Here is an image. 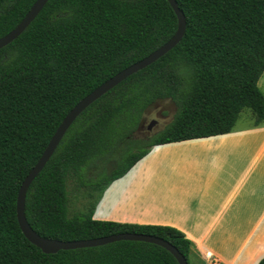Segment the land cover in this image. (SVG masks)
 <instances>
[{"label": "trees", "instance_id": "1", "mask_svg": "<svg viewBox=\"0 0 264 264\" xmlns=\"http://www.w3.org/2000/svg\"><path fill=\"white\" fill-rule=\"evenodd\" d=\"M35 1L0 0V38ZM175 1L186 23L179 44L89 105L27 190L26 221L41 237L71 242L150 235L168 241L192 264L191 242L175 228L93 219L104 192L153 147L231 133L244 109L255 126L264 122L258 88L264 0ZM176 29L167 0H49L0 49V264H178L167 250L144 242L44 254L25 238L16 215L18 190L65 116L163 46ZM159 101L174 103L171 122L152 136L136 137ZM69 182L86 198L71 217Z\"/></svg>", "mask_w": 264, "mask_h": 264}, {"label": "crops", "instance_id": "2", "mask_svg": "<svg viewBox=\"0 0 264 264\" xmlns=\"http://www.w3.org/2000/svg\"><path fill=\"white\" fill-rule=\"evenodd\" d=\"M262 124L254 131L264 130ZM233 133L197 139L205 148L217 151L207 159L196 160L199 165L203 164V172L193 177L168 175L163 168L169 160L177 161L178 156L186 164L192 163L191 159L184 158L183 151L191 140L153 147L104 192L93 219L175 228L191 242L193 264H259L264 258V184L258 194L252 184H248L246 192L239 195L247 180L242 175L233 179L232 191L223 196L217 187L220 178L226 180L225 176L213 171L224 161L223 150L236 149L239 159H244L246 146L251 143L225 140L235 136ZM182 177L184 187L180 184ZM212 194L222 199L218 211L201 200ZM237 197L234 208L227 213Z\"/></svg>", "mask_w": 264, "mask_h": 264}, {"label": "water", "instance_id": "3", "mask_svg": "<svg viewBox=\"0 0 264 264\" xmlns=\"http://www.w3.org/2000/svg\"><path fill=\"white\" fill-rule=\"evenodd\" d=\"M49 0H36L34 4L31 6L27 14L20 21V23L8 34L4 37L0 38V49L4 48L16 38H18L27 27L33 22V20L37 17L43 7ZM172 10L174 11L177 18V29L175 34L167 41L163 46L159 49L151 53L146 58L140 60L139 62L131 65L130 67L124 69L119 72L108 81L103 83L101 86L92 91L89 95L83 98L79 103H77L73 109L65 116L62 120L61 124L58 126L54 135L50 139L47 144L44 152L41 157L35 164V166L30 170L27 176L24 178L17 194V202H16V215L18 225L25 236V238L35 247L40 249L44 254H55L60 250H75V249H83V248H94L99 246H105L108 244H112L115 242L121 241H130V242H144L159 246L165 250H167L177 261L178 264H188L185 257L168 241L157 238L150 235L144 234H135V233H120L111 236H105L90 240H80V241H71V242H62L59 240H52L41 237L37 233L33 231V229L29 226L25 217V197L27 190L29 189L31 183L38 176V174L42 171L46 163L49 161L57 146L59 145L61 139L65 135L66 131L72 125V123L76 120V118L93 102L107 93L109 90L120 84L129 76L137 73L138 71L148 67L170 50H172L179 42L181 41L184 33H185V17L182 11L178 8L175 0H167ZM165 103L164 101H159L156 105ZM171 108L174 113L176 112V107L172 101H169ZM155 105V106H156ZM154 107V106H152ZM144 123V122H143ZM155 120L151 121L148 126L150 130L155 124Z\"/></svg>", "mask_w": 264, "mask_h": 264}, {"label": "rangeland", "instance_id": "4", "mask_svg": "<svg viewBox=\"0 0 264 264\" xmlns=\"http://www.w3.org/2000/svg\"><path fill=\"white\" fill-rule=\"evenodd\" d=\"M258 88L264 96V74L261 76L258 82ZM164 111L166 112V114L162 115L161 113ZM173 115L174 111L171 108L169 101H167L165 103L151 107L146 112L145 121L147 123L150 120H158L159 123L156 124L154 131H160L168 123L171 122ZM262 125L264 126V122ZM255 128H257V126L254 125L251 111L249 109H244L239 115V118L235 123L234 129L231 132H234L233 134H235V136L225 138V140L228 141L243 140L248 141L251 144L246 146V155L244 159H239L236 149H228L222 151L224 152V161L222 162L218 170L213 171H217L219 174L225 176L226 180L224 181L223 178H220L221 182L220 185L217 187L223 196L228 195L232 191L235 185L233 179L242 175H245L247 177V180L245 182V185L239 192V195H242L246 192V190L248 189V184H252L257 194L259 190L263 189L262 184H264V130L255 132ZM143 135H145V128L139 130L136 133V137L138 138H143ZM200 140H191L189 141L190 143L183 147V151L185 152L184 158L191 159L190 162L192 163L186 164L185 161H181L182 158L178 156L177 161L173 160L171 162L169 160V164L163 166L164 171H166L168 175L175 176H184L188 174L193 177L194 175H200L203 172V164L199 165V162H196V160H199L201 158L207 159L209 156H211L217 151L205 148L204 145H201L199 143ZM109 167L110 164H107V168ZM204 169L206 170V168ZM180 179H182V182H180V184L182 185V187H184L185 178L182 177ZM215 189L211 190V192ZM237 199L238 197L229 206L227 213L232 211ZM201 200L204 202V204L206 203L208 206H210V208H212L214 211H218L220 209V203L222 202V199L217 198L213 194L212 197L201 198ZM85 203L86 198L84 190L76 187L73 182H69L67 184V216L71 217L73 214L81 212ZM196 205L198 207L201 205L200 199L197 200ZM193 263L194 262H192V264Z\"/></svg>", "mask_w": 264, "mask_h": 264}, {"label": "flooded vegetation", "instance_id": "5", "mask_svg": "<svg viewBox=\"0 0 264 264\" xmlns=\"http://www.w3.org/2000/svg\"><path fill=\"white\" fill-rule=\"evenodd\" d=\"M151 121H153V120H150L149 122H147L146 123V121L144 120L143 122L144 123H142L141 124V126L139 127V129H138V131L139 130H142V129H144L145 128V135H143V138H147V137H149V136H152L153 134H155L157 131H154V128L156 127V124H158L159 122H158V120H155V124L153 125V127L149 130L148 129V126H149V124L151 123ZM137 131V132H138Z\"/></svg>", "mask_w": 264, "mask_h": 264}]
</instances>
